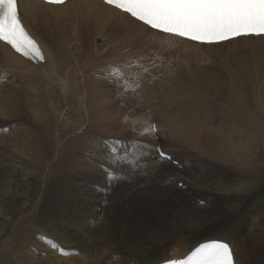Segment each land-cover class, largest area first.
I'll return each instance as SVG.
<instances>
[{
    "label": "rangeland",
    "instance_id": "374dc122",
    "mask_svg": "<svg viewBox=\"0 0 264 264\" xmlns=\"http://www.w3.org/2000/svg\"><path fill=\"white\" fill-rule=\"evenodd\" d=\"M103 42L104 41L101 38H97L95 40V43L97 45H102ZM120 46L121 45L114 43L111 45L109 44L106 47V50H109L108 55L111 57L109 60H112V57H113L115 60L114 62H117L118 65L124 61V59L126 58L124 56H128V57L132 56L133 57L134 53L139 52L141 50H144L145 47L149 48V46L141 45V50L137 49L138 47L133 49L134 44H130V45L125 44V45H122L121 47ZM119 47L122 49H120ZM136 60L137 59H135V61ZM112 63H113V61H108V60L100 62L98 69H100L101 71L108 70L109 66H112ZM159 64H160V62L158 61L156 63H151L150 65H151V68H156L154 66H159ZM84 65H85V63H82V65H81L82 69H86V65L85 66ZM96 66H98V65L96 64L95 67L93 68V70L91 69L90 71H82V72L78 73V76H81V77L84 76L82 78V80L84 79L82 83L91 84L90 82L93 81ZM162 68L166 70V68L164 66H160L161 71H162ZM261 69L264 70V68H261ZM155 74H158V73H153L152 75L156 76ZM173 75H174L173 72H171L170 75H168V73L164 74L162 80L165 79L166 81H168L169 79L174 77ZM256 75L257 76L255 77V79L256 80L259 79L258 80L259 82H258V84L254 83L252 85H261L262 89L259 87L251 89L249 87L250 91L248 88L247 90L245 89L244 91L242 90L241 92H239V91L237 92L235 90L233 92V90L229 89V91L228 90L224 91L225 93L221 92L222 95H221V93L215 92V91H208V92L203 91L205 93H201V94H200V92H202V91H200V92H197V94L196 93L191 94L190 92H184V93L182 92L181 93L177 90L167 91L166 89L160 88V89H162L160 91V93L162 94L161 99L164 98V100H165V99H167V96H169V95L172 97V99L178 98V100H180V104H181L180 106L183 109L187 108V109H185L187 111V115H189V113H191V111L195 110V108H194L195 106L194 107L192 106V105H195V102H192V100L198 101V103H196V107H198L201 111H202V109H203V111L208 110V112H203V111H202L203 113L198 112L199 113L198 116H200V117H198L197 115H193V116H195L194 119H196V117H198V119H200V120L196 121L197 120L196 119L195 121H193L194 119L192 117V119H190V120L193 122H190V120L187 119V116H185L186 111L183 110L184 111L183 113H182V111L180 112V110L182 108L179 106L180 109L178 108V112H176L178 117H179V115L180 116L182 115V117H184V118L186 117V118L185 119H181L182 117L178 118V123H179L178 128H180V130L182 131L181 133H183V134H180L179 130H178L179 132L178 131L173 132V134L176 133L175 135L178 138V142L175 143V145H174V142H176V141H174V140H177V139L175 138V136L168 133L170 125L164 121L163 117L160 118V121L167 128L162 127L163 125H161L159 120H158V122L156 120L158 114L155 111L158 109V107L161 104H159V102H156V100L153 101L156 98L149 97V96L143 97L142 92L144 90L140 89V87L137 89V91L139 93L137 91L127 92V93H125V92L119 93L118 92L116 94V96H117L119 104H122V106H120V107H117V105H118L117 103H116V105H112L111 102H108L106 104V108H104L105 106H103V108H102V106L97 103L95 98H93L94 96L90 97L91 101L88 98L89 101L86 100L87 101L86 105L89 106L90 109L88 108L89 115L85 116L86 118L82 116L84 113V106H85L84 102H83L84 106L81 107L80 110L75 109V107L73 106L74 103L70 107L63 108L61 110L62 118L65 117L66 119H69L68 121L78 120L82 116L81 120L83 121V125H82L81 129L78 131H75V133L72 134L70 132L68 133V131L66 133V131H64V129L59 125V123L53 125V122H54L53 120L56 119L55 117H56L57 113H55V116L52 115V114H54V112H53V110L51 108L52 106L50 104H54V105L57 104V106H61L60 103H53L54 100H52V102L49 103L46 100L42 103L43 105H40L39 102H37L35 107H37L39 111L30 112V116H29L28 115L29 112H27V108H29L30 104H33V102L30 103L31 101L28 100L26 93L24 91H22L21 88H18L16 84H13L10 82V81H14L15 80L14 78H12V80H9L7 78L5 80H2L0 86H2V88H5L7 90L6 93L4 91L3 96L0 95V100L1 101L3 100L4 103L3 102L2 103L4 104V106L6 107V105H10L12 110H13L14 106H17L16 104L13 106L12 104H10L8 102H7L8 104H6V102L4 101V98H3L4 95L7 94L8 91H12L16 94V98L21 100V101H19L21 104V105H19V107H21L19 110L24 109V111H26V112H23L22 115H20L22 117L18 118L17 116L13 115V118L12 117L8 118V117H6V115H10L8 110L6 112L5 107L2 108L3 110H0L1 111L0 112V120H6L7 124H8L5 126L4 129H0V157H1L0 162L2 161L0 163V170L1 169L6 170L7 168L8 169L12 168V170H14L13 172H12V170H9V174L6 175L7 178L4 176L0 179V198L4 200V203H2V205H1L2 207L0 208V264H16L12 260L11 256L13 253V246L16 244L15 242L18 239L17 235L20 236L22 233L23 234L28 233L29 235H31V231L35 234V237L33 238V240H36V242H35L36 244L33 245L32 249L35 250L37 247L42 246V247H40V249L37 248V250H35V251H38V252H36L37 256L35 255L36 258L34 257L32 259H35L36 261L39 260V258H41L42 254L44 252L43 251L44 249H46L47 251H50L49 259H51V258L57 259L58 257L59 258L60 257L65 258V256L63 257V256L59 255L58 252L56 253L55 250L50 248L47 245V243H45L43 240L40 239V237H46L48 240H51V241L54 240L59 245L60 248L68 250L67 248L64 247L65 244L64 243L59 244V242H57V240L48 237V235L42 229H38L35 226L36 221H40L42 223L46 222L43 219L44 213H42V211H46L49 213V211L52 208V200H51V198H47V196L49 195V193L51 191L48 187L52 186L53 184L57 185L58 182L60 184L59 185L60 187L62 185H64L63 187H61V188H64L63 189L64 191H62V194H67L68 192L69 193L67 195H65V200L66 199L67 200L64 202V204H59V207L57 205V209L52 208V210L55 211L54 212L55 217L54 218L50 217L51 221L47 225V231H49L50 229H53V227H54V230L56 231V233H58V235L66 233L65 235H67L68 237L74 238L76 240L77 239L82 240L84 238H85V240H89V239H91V236L93 234L99 233L100 235H103V236L105 235L104 238H106V239H104L103 236H101V238L104 241H107L109 244H110V242L108 241L109 240L108 236L109 237L110 236L115 237V235H116L115 238L116 239L120 238L119 240L122 242V245H123L122 249L124 248L123 249L124 253H125V251L129 252L128 254H132V255H135V254H133L134 252L141 253L138 256H135L134 261L137 260L138 257L139 258L147 257V258H149V260H151L153 258H155V259L161 258L166 253L165 251H167V250H165V245L167 242L165 240H167V239H171V244H172V246H174V244H176L177 240H180L181 238L184 239L186 242H188V241L190 242L193 239L198 238L199 234H200L199 237H201L202 235H204L203 233H205L206 231H208L210 229L225 226L228 222H230V220L232 219V217L236 213V211L240 207H242V205L244 204V202L237 203V201L241 197V196L237 195V191L240 190L241 188H243L245 183H243L241 185V183L244 180L240 177L238 172L236 173V171L234 170L235 168H229L230 164L227 165L226 163L224 164L225 167H223L224 165L220 164V162L222 161L221 157H219L217 159L216 157H212V155H216L218 157L219 154H222L224 156L223 157L224 159H227L229 157V159H233L232 160L234 162V164H232L233 166L238 165L239 167H246L248 170L252 171L253 174L255 172L264 173V143L262 142L263 138L261 140H258L257 136L256 137H250V138L248 136V138L246 140H248L249 144L252 146H250V148L246 149L245 148L246 140H245L244 136H241L243 133H241L239 135V137H237L238 134L235 135L236 132L232 128L231 123L228 121L227 118L223 119L222 114H221L222 112L227 111L229 113V111H230V113H232L238 117L247 119L246 118L247 114H255L256 115V113H260L261 112V110H260L261 106L263 107V112H264V104L262 103V101H264V97H262V96H264V94H263L264 93V91H263V89H264V71H259V73ZM86 77H87V79H86ZM129 79H132V77H130ZM135 80H136V82L139 83V79H135ZM153 83H156V82H153ZM252 90L253 91L255 90V91L253 92ZM175 91H177L178 93H175ZM227 91L230 94V101H228V104H227L226 99L229 98V96H227L229 94ZM166 92H167V94H166ZM193 92H196V91L193 90ZM230 92H232V93H230ZM189 93H190V96H189L190 99H188L186 97V96H188ZM198 93H199V95H198ZM113 94L114 93L112 92V98H113ZM124 94H125V96H124ZM184 94H186V95H184ZM224 94L226 97L224 96ZM183 95L185 96V98H184L185 100L187 98L186 102L181 97ZM192 95L195 97L191 100ZM126 96H127V98H126ZM178 96L181 98H179ZM221 96L223 97V99ZM128 97L130 98L132 103H130V100H128V102H127ZM196 97H198V100ZM260 97H261V99H260ZM92 98L94 99L93 101H92ZM142 98H149V101H146L148 99H142ZM151 98H153V99L150 102ZM139 99H142L143 101L139 100ZM138 101H140V102L142 101L141 103L143 105L142 104L139 105L140 102L138 103ZM144 101H145L146 105L144 104ZM88 102L91 105H89ZM182 102H185L184 105L186 107L182 104ZM229 102L231 104V110L229 107ZM24 103H26L25 106H24ZM133 103H135V104H133ZM154 103L156 105L158 103L157 108L155 107ZM256 103L258 104L257 106H256ZM93 104L95 106H93ZM125 104L127 105V107ZM130 104H133V105H130ZM148 104L150 106H148ZM197 104L199 106H197ZM136 105H138L140 108H138ZM151 105H152V109H151ZM188 105H190L191 108ZM133 106H134V108H133ZM149 107L151 110L149 109ZM7 108H8V106H7ZM159 108H161V107H159ZM192 108H193V110H192ZM188 109L190 111H188ZM212 109H214V111H212ZM2 112H5V113H2ZM13 112H14V110H13ZM150 112H151V115H150ZM211 112H212V114H211ZM147 113L149 115L145 116V114L147 115ZM180 113H182V114H180ZM50 114H51L52 118H51ZM200 114L201 115L203 114L202 115L203 117ZM205 114L207 116L209 115L210 117L209 116H208L209 118L206 117ZM141 115L142 116L144 115L146 118L144 116L141 117ZM48 116H50V117H48ZM150 116L151 117L153 116V118L151 119ZM5 117H6V119H5ZM147 117H148V119H147ZM142 118H144V119H142ZM18 119H20V122H18L19 121ZM205 119L206 120L208 119V120L206 121ZM209 120H211V121L209 122ZM35 122H37V123H35ZM152 122H153V124L155 122H157V123H155V125L160 123L161 127L159 125H157L158 131L156 132L155 137L154 138L148 137L146 139L147 140L146 141L145 140L146 137L144 138L143 136H141V132H142L143 127L146 125V123H152ZM197 122H200L199 123L200 125L197 124ZM263 122H264V120H263ZM133 123H139V127L137 125H135L134 127H128L127 126V125H130ZM180 123L182 126H180ZM187 123L188 124L190 123V125L192 126V129L195 128L194 126H196V125L197 126L199 125L198 128L196 127L197 129H199V127H202V129L201 128L199 129L200 132L199 131L196 132V129H195V130H192L190 133H191L192 140L196 139L195 140L196 144H198V142H199L198 145L203 143L204 145L207 146V147H204V146H202L203 144L200 146L197 145L198 151H199V147H202L201 151L205 148L206 150L205 149L204 150L206 151V153L204 150H203V152H201V151L198 152L196 148L195 149L190 148L191 146H189V143L187 140V135H188L187 134V132H188L187 131V129H188ZM191 123H193V124L195 123L196 125L195 124L193 125ZM184 124H185V126H184ZM161 128H163V129H161ZM185 128H186V130H185ZM213 128H215V129H213ZM66 130H67V128H66ZM160 130H161V133L162 132L164 133V131H166L164 133V137H163V133L161 135V133L159 132ZM184 130H185V132H184ZM214 130H216V131H214ZM230 130H232V131H230ZM35 131H37V133ZM194 131L196 132V135L199 134V137H196L195 134H193ZM25 132H26V134H25ZM51 132H52V135H51ZM206 132L207 133L210 132V135L208 133L209 137H208ZM218 132H219V136H218L219 138L217 137ZM226 132L228 133V135ZM231 132L234 134H232ZM40 133H41V137L39 136ZM86 133H87V136L89 135L88 137L86 136V138H88V139L85 138L86 140H84V139L82 140L79 136L82 135L84 137L86 135ZM246 133L247 132H245V134ZM165 134H166V136H165ZM12 135H14V136H12ZM29 135L32 137L30 138ZM177 135H179V136H177ZM214 135H216V139H215V137H213ZM4 136H6V138H4ZM18 136H19V138H18ZM160 136H162V137H160ZM167 136H169V137H167ZM193 136H195V138ZM200 136H201L202 140H201ZM8 137H10V138L13 137V138L18 139L17 150H20L22 153L18 154V151L13 150L12 148H9L10 152L4 150L3 142H5L7 147H8V143H9V140L7 139ZM206 137L209 139L211 138V139L209 140ZM220 137H223V138H220ZM168 138H169V140H168ZM1 139L3 141H1ZM214 139L217 140V144H215L216 141ZM220 139H222V140H220ZM231 139H233L236 142L235 147H231L229 145V143L227 145L228 140H231ZM41 141H43L45 143H43ZM83 141L84 142L88 141V142L84 143ZM114 141L123 142V146H125V148L129 151V153L132 157H135L138 155V152L128 148V145L133 141H141L142 143H146L148 145L151 144L150 147L148 149H146V151H149L152 154L147 155L148 157L147 156L141 157L139 159L138 166H136V167H130V166L126 165L124 168L125 170H121L120 168H116L115 171L118 174L119 179L113 181L109 185V183L106 182L105 172L102 170V168L100 166L105 165L107 167H113V165L109 163L108 151L105 147V142H110L112 145ZM169 141L171 143H169ZM213 141H215V142H213ZM210 142L211 143L213 142V144H210ZM58 144H60L59 149H57ZM155 144L156 145L159 144L160 146H162L161 148L162 149L164 148L163 149L164 152H167L168 154H170L172 156V160L179 161L180 162L179 164L182 166V168L184 170L182 168H180L181 170H179L177 167H172L171 163H166L165 161H158V164L156 161L153 162V160H155V158H152L150 156H154L156 153V151H154L155 147H156ZM178 144H180V145H178ZM222 144L225 145V147ZM163 145H165V146H163ZM173 145L174 146L178 145V146L174 147ZM41 147H43V148H41ZM210 147H212V148L214 147L213 149L211 148L214 151H211V149H209ZM69 148H70V150H69ZM76 148H77V150H76ZM93 148H95V149H93ZM167 148H168V150H166ZM169 149L172 150V152L176 156H173L171 154V151H169ZM177 149H179V150H177ZM208 149H209L210 154H207ZM226 149L227 150L229 149V151H227ZM56 150H58V154L55 156L54 152H56ZM73 150L74 151L76 150L75 152L78 155L75 152H73ZM121 150H124V149H120L119 152ZM184 150H185V152H184ZM152 151H154V152H152ZM224 151L225 152L227 151L226 152L227 154L229 152L231 154H228L229 155L228 156ZM195 153H197V154H195ZM206 154L208 155V157H205V156H207ZM76 155H77V157H76ZM69 156L71 158H69ZM209 156H210V158H209ZM231 156L233 158H231ZM7 158H8V160H7ZM74 158H76V159H74ZM93 158H94V160H93ZM192 158H193V160H192ZM16 159H18V160H16ZM194 159H195V161H194ZM197 159L198 160L200 159V160L198 161ZM208 159H210L211 161ZM205 160H206V162H205ZM212 160H213V163H212ZM8 161H10V162H8ZM72 161H74L75 163ZM89 162H90V164H89ZM215 162H219V165H218V163H215ZM87 163L90 165V166L88 165L89 167L87 166ZM4 164H6V165H4ZM76 164H78V167ZM81 164L83 166H81ZM91 164L92 165L94 164V165L91 166ZM1 165H2V168H1ZM165 165H166V167H165ZM4 167H6V169ZM85 167H87L86 171L84 170ZM75 168H77L78 170L76 169V171H75ZM79 168H81V169H79ZM8 169H7V171H8ZM72 169L74 170L73 172H72ZM87 170H88V173H87ZM68 171H70V173H68ZM177 171H178V173H177ZM193 171H194V174L192 173ZM76 172L78 174H76ZM171 172L172 173L174 172V174H172ZM181 173H182V175H181ZM190 173H192V174H190ZM217 173H218V175H217ZM71 174H72V177H71ZM85 174L87 176H85ZM99 174H101L102 176ZM253 174H250L251 178L253 177ZM76 175H77V177H76ZM8 176H10V177H8ZM30 176L33 177V179L36 181L35 185H33L34 184L33 182H30ZM93 176H94V179H93ZM177 176L182 177L181 182H180V180L179 181L176 180ZM206 176H208V177L206 178ZM215 176H217V177H215ZM86 177H87V179H86ZM57 178L59 179V181H57L58 180ZM184 178L185 179L187 178V179L185 180ZM245 178L247 179L246 182H249V180L251 179L250 178L248 180V178H249L248 175L245 176ZM82 179H84V180H82ZM196 179L198 181H195ZM80 180H82V182ZM101 181H104V182H101ZM157 181H158V183H157ZM60 182H62V183H60ZM178 182H180L179 183L180 186L178 185V187L176 188V184ZM186 182H187V184H186ZM74 183H76L75 184L76 186L74 185ZM256 183L259 186L261 185L260 187L264 186V184L262 182H261V184H260V182H256ZM2 184H4V185H2ZM90 184L92 185V187ZM138 184H139V186H138ZM190 184L193 186H191ZM207 184H209V185H207ZM156 185H158V186H156ZM187 185H189V186H187ZM240 185H241V187H240ZM194 186H196V187H194ZM34 188H35V190H33ZM82 188H83V191H82ZM105 188H108L107 194H105V192L103 191V189H105ZM167 188H168V190H167ZM194 188H195V190H194ZM207 190L208 191L211 190V191L206 192ZM134 191H136V192H134ZM123 192H124V194H123ZM180 193H182V194H180ZM69 195H71V196H69ZM182 195H183V197H182ZM199 195H202L203 197L199 196ZM119 196H121V197H119ZM210 196H211V199H210ZM158 197H160V198H158ZM204 197H206V198L204 199ZM179 198H180V200H179ZM87 199H89V200H87ZM160 199H162V200H160ZM164 199H165V201H164ZM191 199H192L193 203L191 202ZM142 200H144V201H142ZM67 201H69V202H67ZM167 202H168V204H167ZM160 205H162V206H160ZM151 206L152 207L154 206V207L152 208ZM179 207H181V209ZM195 207H197V208H195ZM73 208L74 209L76 208L75 210L78 209L77 212L74 211ZM79 208H81V209H79ZM163 208H164V212L166 214L163 212ZM64 209H66V210H64ZM116 209H118V210H116ZM80 210L84 211V212L81 213ZM189 210L192 212H190ZM194 210H196V211H194ZM148 213H149V215H148ZM187 214H188V216L190 215L191 218L186 216ZM75 215H76V217H75ZM92 217H94V219ZM139 217H141V218H139ZM178 217H181V218H178ZM127 218H129V219H127ZM247 218H248V216L245 219H247ZM60 220H62V221L65 220V221H63L64 222L63 223ZM128 221H130V223ZM141 221H142V223H141ZM195 221H196V223H194ZM249 223H251V220H249ZM113 224L116 226H114ZM157 224H159V225H157ZM55 226H57V227H55ZM112 226L115 228H113ZM120 226L122 227V230H121ZM241 226H243V225H241ZM150 227H151V229H150ZM61 228H63V229H61ZM71 228H72V230H71ZM200 228L202 230H200ZM153 229H154V231H153ZM190 230L192 232H190ZM59 232H60V234H59ZM121 232H122V234L120 236ZM150 232H152V233H150ZM198 232H199V234H198ZM231 232H232V234H234L233 230H231ZM244 232L247 233L248 229H247V231L245 230ZM153 233H155V234H153ZM169 233H170V235H169ZM172 234H173V236H172ZM175 234H177V236ZM133 235L135 236L134 238H136V239L133 238ZM161 235H164V236H161ZM174 236H176V237L174 238ZM186 236H187V238L185 239ZM189 236H191V237H189ZM178 237L180 239H178ZM131 239L132 240L134 239L136 242H134V240L132 242ZM161 242H163V243H161ZM129 243H132V244H129ZM152 243H154V244H152ZM157 243L159 245H157ZM132 245L134 247H137V246L138 247L135 249ZM95 246L96 245L91 246V249H87V252L89 255H91V251H93V252H96L101 257H103V256L107 257L108 256V252H107L108 246H103V247L97 246V248H94ZM128 246H129V248H128ZM154 246L156 249L154 248ZM158 246H161V247L157 248ZM67 247H68V244H67ZM77 248L78 247H75V249H77ZM145 249H147V250H145ZM88 250H90V251H88ZM142 250H143V252H142ZM76 252L78 253V255H70L69 256V257H77V258L79 256L78 260L74 261V264H86L84 261L87 259L86 258L87 253H85L84 251H82L80 253H79V251H76ZM30 253L33 255V252L29 251L28 252L29 256H30ZM56 256H57V258H56ZM66 257H68V256H66ZM51 262H53V260H51ZM107 263H108V261H107Z\"/></svg>",
    "mask_w": 264,
    "mask_h": 264
},
{
    "label": "bare ground",
    "instance_id": "6f19581e",
    "mask_svg": "<svg viewBox=\"0 0 264 264\" xmlns=\"http://www.w3.org/2000/svg\"><path fill=\"white\" fill-rule=\"evenodd\" d=\"M19 11L23 20V23L25 24L26 29L29 31V33L36 39V41L38 42L44 56L46 59V63L43 64H35L33 62H30L26 59H23L22 57H20L18 54H16L15 52H13L8 46L0 43V84L2 82V80H5L6 78L9 80H12V78H14V81H10L13 84H16L18 88H21L22 91H24L27 95V98L29 101H31L30 103L33 102V104H30L29 108H27V112H29V116H30V112H36L39 111L36 106L37 102H39L40 105H43L42 103L44 101H48L49 103L53 101V103H60L61 106H57V104H50L52 107V110L54 112V114H52L53 116H55L56 114V119H54L53 121V125L54 124H58L64 129V131H68V133H72L74 134L75 131H78L81 129L82 125H83V121L81 120V117H85L89 115V110L90 109L89 106L86 105L88 98L90 99V97L95 98V100L97 101L98 104H100L103 108V106H105L104 108H106V104L108 102H111L112 105H116V103L118 104L117 107L122 106V104H119L118 99L116 94L119 93H123L124 91L117 87L116 84L111 83L109 81V79L107 78V70H103L101 71L99 68V63L103 62V61H113L112 65H116V66H125L128 63H132V67L131 68H125V73L126 75L130 78V77H134L135 79H139V85H140V89L144 90L142 92V96L146 97H153L156 98L153 101L156 100V102H159V104H161L159 108L157 105L155 104V107L158 109L155 111L157 112L158 116H157V122L160 118L163 117L164 121L167 122L170 125L169 131L168 133H170L171 135L175 136V138L177 140H174L176 142H178V138L176 137V133L173 134V132L175 131H180V134L182 131L180 130V128H178V118L182 117V115L178 117L177 113L178 112V108L180 109V100L177 99H172V97L169 95L167 96V99L164 100V98L161 99V93L160 91L163 89H166L167 91H174L177 90L179 92H190L191 94L200 92L201 93H205L208 91H215V92H224L226 90L229 91V89L234 90L235 91H239L241 92L242 90L244 91L245 89L247 90L249 87L252 88H261V85H252L254 83L258 84V80L255 79V77L257 76L256 74L259 73V71H264L261 68H264V38H253V37H241L235 40H231L229 42L226 43H221V44H217V45H198L195 43H191V42H187L184 40H181L179 38L176 37H171V36H165L163 34L160 33H154L151 30H145L144 27L142 25H139L137 22H133L131 19L129 18H125L123 16V14L119 13L117 10L112 9L110 7H106L104 6L100 0H68V3L66 6H49V5H45L39 1L36 0H20L19 1ZM97 38H101L104 42L102 45H97L95 43V40ZM99 42V41H98ZM117 43L118 45H130V44H134L133 49L137 48L141 50V45L143 46H149V48L145 47L144 50H141L139 52H136L133 54V57L130 56H124L126 57L124 59L123 62H121L119 65L117 62H114V58L112 57V60H109L111 57L108 55V51L106 50V47L110 44H114ZM120 46V47H121ZM119 47V48H120ZM122 49V48H120ZM123 58V57H122ZM137 59L135 61V59ZM141 60H140V59ZM130 61V62H129ZM160 62L159 66H154L156 68H151V63H156V62ZM82 63H85L86 65V69H82L81 65ZM95 75L93 78V81H91V84H84L82 83L83 80L81 76H78L79 72L82 71H90L91 69L93 70V68L95 67ZM84 65V66H85ZM160 66H164L166 68V70H170L173 72V78L169 79L168 81H166L165 79L162 80L163 76L162 75V71L160 70ZM258 72V73H257ZM153 73H158L155 74L156 76H153ZM166 74V73H165ZM171 74V73H170ZM172 77V76H171ZM87 79V77H86ZM142 82V83H141ZM156 82V83H153ZM249 88V91H250ZM196 91V92H193ZM260 90V89H259ZM7 92V90L5 88H2V86H0V95L3 96V93ZM137 91V90H136ZM177 91H175V93H178ZM205 91V92H203ZM227 91V92H228ZM253 91V90H252ZM255 91V90H254ZM253 91V92H254ZM264 91V89H263ZM112 92L113 94V98H112ZM138 92V91H137ZM24 93V94H25ZM139 93V92H138ZM137 93V94H138ZM164 93V92H163ZM190 93L188 94V96H186L188 99H190ZM225 93V92H224ZM232 93V92H230ZM260 93V92H259ZM263 93V92H262ZM135 94V93H134ZM141 94V93H140ZM167 94V92H166ZM195 94V95H196ZM229 94V92H228ZM261 94V93H260ZM264 94V93H263ZM128 95V94H127ZM164 95V94H163ZM186 95V94H184ZM183 95V96H184ZM199 95V93H198ZM222 95V93H221ZM227 95V94H226ZM125 96V94H124ZM141 96V95H140ZM141 96V97H142ZM173 96V95H172ZM181 96L183 99L185 98V96L183 97ZM225 96V94H224ZM229 96V98H225L227 100V104L228 101H230V94L227 95ZM26 97V96H25ZM121 97V96H120ZM139 97V96H138ZM179 97V96H178ZM179 97V98H181ZM195 96L192 95L191 100L194 98ZM222 97V96H221ZM264 97V96H262ZM4 101L6 102V104L10 103L13 106L16 104L17 106H14L13 110L11 109L10 105H6V107L4 106V102L3 100H0V110H3L2 108L5 107V111L10 113V115H6V117L8 118H13V115L19 117H22L20 115H22L24 111V109L19 110L21 107H19L21 100H19L18 98H16V94L12 91H8L7 94L4 95ZM2 98V99H3ZM57 98V99H56ZM92 98V101L94 100ZM124 98V97H123ZM127 98V96H126ZM150 99V102L152 101V99ZM186 98V100H187ZM198 100V97H196ZM21 99V98H20ZM23 99V98H22ZM132 99V98H131ZM142 99H148L146 101H149V98H142ZM139 99V100H142ZM223 99V97H222ZM224 99V100H225ZM261 99V97H260ZM85 100V101H84ZM126 100V99H125ZM124 100V101H125ZM128 100H130V98L128 97ZM185 100V99H184ZM185 100V102H186ZM190 100V101H191ZM195 100V99H194ZM225 100V101H226ZM263 100V99H262ZM60 101V102H59ZM89 101V100H88ZM91 101V99H90ZM143 101V100H142ZM3 102V103H2ZM8 102V103H7ZM83 102L85 104V106L83 105ZM134 102V101H133ZM140 101H138L139 103ZM185 102H182V104L184 105ZM195 102V105H192L195 110H192L191 113H189V115H187V111L185 109L187 108H182L180 110V112L182 111V113L184 112L183 110L186 111V115L187 119H193L195 118V116L193 115H199L198 112L203 113V112H208V110H204L202 109V111L196 107V103H198V101H193ZM74 103V107L76 110H80L81 107L84 106V113L83 115L78 119V120H71L68 121L69 119H66L65 117L62 118V114H61V110L63 108H67L70 107L72 104ZM125 103V102H124ZM130 103H132V101L130 100ZM137 103V104H138ZM153 103V102H152ZM262 103L264 104V101H262ZM26 103H24L25 106ZM89 104V102H88ZM95 104V103H94ZM93 104V106H95ZM135 104V103H133ZM130 104V105H133ZM142 104L141 102L139 103V105ZM145 104V101H144ZM187 104V103H186ZM262 104V105H263ZM28 105V104H27ZM54 105V106H53ZM91 105V104H89ZM126 105V104H125ZM143 105V104H142ZM146 105V104H145ZM153 105V104H152ZM152 105H151V109H152ZM258 104L256 103V106ZM260 105V104H259ZM8 106V108H7ZM57 106V107H56ZM100 106V107H101ZM129 106V105H128ZM138 108H140L138 105H136ZM148 106H150L148 104ZM180 106V107H179ZM185 106V105H184ZM183 106V107H184ZM190 107V105H188ZM197 106H199L197 104ZM261 106V105H260ZM35 107V108H34ZM92 107V106H91ZM127 107V105H126ZM142 107V106H141ZM146 107V106H145ZM144 107V108H145ZM186 107V106H185ZM229 107L231 110V104L229 102ZM44 108V107H43ZM50 108V107H49ZM95 108V107H94ZM93 108V109H94ZM134 108V106H133ZM132 108V109H133ZM136 108V107H135ZM147 108V107H146ZM191 108V107H190ZM204 108V107H203ZM261 112L260 113H256L255 114H247L246 118H241L238 117L232 113H229L227 111L222 112V117L227 118L228 121L231 123L232 128L234 129V131L236 132L235 135L238 134L237 137H239V135L241 133H243L241 136H244L245 140L250 137H256L258 138V140H262V142L264 143V112H263V107H260ZM128 109V108H127ZM150 109V107H149ZM150 109V110H151ZM46 110V109H45ZM48 110V109H47ZM51 110V111H52ZM119 111V110H118ZM132 111V110H131ZM188 111H190L188 109ZM212 111H214V109H212ZM1 112V111H0ZM52 112V113H53ZM122 112V111H121ZM153 112V111H152ZM5 113V112H2ZM48 113V112H47ZM180 113V114H182ZM49 114V113H48ZM82 114V113H81ZM207 114V113H206ZM205 114V115H206ZM209 114V113H208ZM212 114V112H211ZM25 115V114H24ZM23 115V116H24ZM149 114L147 113V115L145 114V116H148ZM151 115V112H150ZM153 115V114H152ZM201 115V114H200ZM203 115V114H202ZM201 115V116H202ZM32 116V115H31ZM51 116V114H50ZM48 116V117H50ZM95 116V115H94ZM98 116V115H97ZM144 116V115H143ZM141 115V117H143ZM144 116V117H145ZM184 116V115H183ZM209 116V115H208ZM206 115V117H208ZM5 117V119H6ZM16 117V118H17ZM200 117V116H198ZM198 117H196V119H194L193 121H198L200 119H198ZM203 117V116H202ZM201 117V118H202ZM205 117V118H206ZM210 117V116H209ZM208 117V118H209ZM220 117V116H219ZM52 118V116H51ZM50 118V119H51ZM86 118V117H85ZM96 118V117H95ZM94 118V119H95ZM146 118V117H145ZM151 118V116H150ZM149 118V119H150ZM186 118V117H185ZM184 117H182L181 119H185ZM212 118V117H211ZM30 119V118H29ZM32 119V118H31ZM144 119V118H142ZM148 119V117H147ZM152 119V118H151ZM203 119V118H202ZM13 120V119H12ZM19 120V121H18ZM17 121L20 122V119H18ZM33 120V119H32ZM146 120V119H145ZM144 120V121H145ZM180 120V119H179ZM206 120V119H205ZM208 120V119H207ZM206 120V121H207ZM22 121V120H21ZM47 121V120H46ZM182 121V120H181ZM186 121V120H185ZM190 120V122H193ZM211 120H209L210 122ZM52 122V121H51ZM155 122V123H157ZM180 122V121H179ZM184 122V121H183ZM189 122V121H188ZM37 123V122H35ZM153 123V122H152ZM156 124L159 125L161 127V125H163L161 123ZM196 123V122H195ZM194 123V124H195ZM200 122H197V124H199ZM208 123V122H207ZM213 123V122H212ZM39 124V123H38ZM144 124V123H143ZM193 124V123H191ZM193 124V125H194ZM8 125L6 120H0V129H4L5 126ZM104 125V124H103ZM135 125H137L139 127V123H133L130 125H127L128 127H134ZM196 125V124H195ZM200 125V124H199ZM198 125V126H199ZM219 125V124H218ZM144 126V125H143ZM180 126L181 123H180ZM179 126V127H180ZM185 126V124H184ZM188 129H187V140L189 143V146H191L190 148H196L198 151V146L202 145H198L196 144L195 140H192L191 137V131L196 129V132L199 131V129L202 127H199L196 125L194 126L195 128L192 129V126L190 125V123L188 124ZM186 126V127H187ZM209 126V125H208ZM227 126V125H226ZM41 127V126H40ZM44 127V126H43ZM159 127V128H160ZM164 128V125L162 126ZM197 127V128H196ZM210 127V126H209ZM217 127V126H216ZM45 128V127H44ZM67 128V130H66ZM117 128V127H116ZM183 128V127H182ZM181 128V129H182ZM47 129V128H46ZM163 129V128H161ZM215 129V128H213ZM41 130V129H40ZM43 130V129H42ZM186 130V128H185ZM184 130V132H185ZM49 131V130H48ZM178 131V132H179ZM216 131V130H214ZM232 131V130H230ZM37 133V131H35ZM161 133V130L159 131ZM166 131H164L165 133ZM196 132L194 131L193 134H195L196 137H199V132L197 133L198 135H196ZM245 132H247L245 134ZM17 133V132H16ZM91 133V132H90ZM163 133V132H162ZM161 133V135H162ZM164 133H163V137H164ZM207 133V132H206ZM210 135V132H208ZM207 133V135H208ZM217 133V132H216ZM224 133V132H223ZM227 133V132H226ZM232 133V132H231ZM260 133V134H259ZM9 134V133H8ZM15 134V133H14ZM26 134V132H25ZM30 134V133H29ZM89 134V133H88ZM92 134V133H91ZM179 134V133H178ZM186 134V133H185ZM205 134V133H204ZM234 134V133H232ZM31 135V134H30ZM29 135V136H30ZM33 135V134H32ZM43 135V134H42ZM48 135V134H47ZM52 135V132H51ZM64 135V134H63ZM94 135V134H93ZM208 135V137H209ZM228 135V133H227ZM226 135V136H227ZM3 136V135H2ZM1 136V137H2ZM7 136V135H6ZM6 136H4V138H6ZM9 136V135H8ZM14 136V135H12ZM17 136V135H16ZM26 136V135H25ZM34 136V135H33ZM41 137V133L39 135ZM86 135L83 137L82 135H80L79 137L83 140H86L88 138H86ZM89 136V135H88ZM87 136V137H88ZM92 136V135H91ZM133 136V135H132ZM166 136V134H165ZM179 136V135H177ZM195 136H193L195 138ZM206 136V135H205ZM219 136V132L217 134V137ZM221 136V135H220ZM223 136V135H222ZM225 136V135H224ZM32 136H30L31 138ZM162 137V136H160ZM169 137V136H167ZM186 137V136H185ZM213 137H215L216 139V135H214ZM228 137V136H227ZM226 137V138H227ZM19 138V136H18ZM86 138V139H85ZM93 138V137H92ZM95 138V137H94ZM145 138V137H144ZM148 137L145 138V140ZM201 138V136H200ZM204 138V137H203ZM207 138V137H206ZM219 138V137H218ZM223 138V137H220ZM9 140L8 143V147L6 145L5 142H3V147L5 151H9V148H12L13 150L18 151L19 153H22L20 150H17L18 148V139L13 138V137H8L7 138ZM42 139V138H41ZM45 139V138H44ZM79 139V138H78ZM167 139V138H166ZM209 139V138H207ZM211 139V138H210ZM209 139V140H210ZM214 139V140H215ZM229 139V138H228ZM241 139V138H240ZM63 140V139H62ZM75 140V139H74ZM152 140V139H151ZM169 140V138H168ZM172 140V139H171ZM198 140V139H197ZM202 140V138H201ZM222 140V139H220ZM226 140V139H225ZM255 140V139H254ZM1 141H3L1 139ZM45 141V140H44ZM92 141V140H91ZM147 141V140H146ZM149 141V140H148ZM158 141V140H157ZM166 141V140H165ZM180 141V140H179ZM183 141V140H182ZM217 144V140H215ZM213 141V142H215ZM43 142V141H41ZM46 142V141H45ZM43 142V143H45ZM78 142V141H77ZM84 142V141H83ZM88 142V141H86ZM84 142V143H86ZM94 142V141H93ZM184 142V141H183ZM202 142V141H201ZM204 142V141H203ZM213 142L210 144H213ZM227 142V141H226ZM2 143V142H1ZM40 143V142H39ZM61 143V142H60ZM75 143V142H74ZM79 143V142H78ZM90 143V142H89ZM159 143V142H158ZM169 143H171L169 141ZM173 143V142H172ZM231 146V147H235L236 146V142L231 139L228 140L227 145ZM238 143V142H237ZM73 144V143H72ZM77 144V143H76ZM168 144V143H167ZM183 144V143H182ZM255 144V143H254ZM14 145V146H13ZM43 145V144H42ZM41 145V146H42ZM60 144H58L57 149H59ZM151 145V144H150ZM153 145V144H152ZM156 145V144H155ZM173 145V146H174ZM180 145V144H178ZM176 145V146H178ZM198 145V146H197ZM219 145V144H218ZM223 145V144H222ZM13 146V147H12ZM20 146V145H19ZM46 146V145H45ZM82 146V145H81ZM87 146V145H86ZM85 146V147H86ZM157 146V145H156ZM165 146V145H163ZM174 146V147H176ZM188 146V147H189ZM204 147H207L206 145H202ZM210 146V145H209ZM208 146V147H209ZM212 146V145H211ZM225 147V145H223ZM239 146V145H238ZM249 141L246 140L245 142V148L248 149L250 148ZM2 147V148H3ZM49 147V146H48ZM75 147V146H74ZM162 147V146H161ZM170 147V146H169ZM203 147V148H204ZM1 148V149H2ZM43 148V147H41ZM182 148V147H181ZM185 148V147H184ZM202 147H199V151H201ZM212 147H210L209 149H211ZM214 148V147H213ZM212 148V149H213ZM45 149V148H44ZM89 149V148H88ZM95 149V148H93ZM92 149V150H93ZM164 149V148H163ZM205 149V148H204ZM203 149V150H204ZM209 149L207 150L209 152ZM211 151H214L212 150ZM217 149V148H216ZM215 149V150H216ZM3 150V149H2ZM3 150V151H4ZM47 150V149H46ZM45 150V151H46ZM70 150V148H69ZM77 150V148H76ZM75 150V151H76ZM105 150V149H104ZM168 150V149H166ZM179 150V149H177ZM203 150L201 152H203ZM206 150V149H205ZM204 150V151H205ZM218 150V149H217ZM222 150V149H221ZM227 150V149H226ZM233 150V149H232ZM235 150V149H234ZM240 150V149H239ZM255 150V149H254ZM73 150V152H75ZM95 151V150H94ZM155 151V150H154ZM152 151V152H154ZM170 151V149H169ZM195 151V150H194ZM198 151V152H199ZM229 151V149L227 150ZM226 151V152H227ZM10 152V151H9ZM72 152V151H71ZM78 152V151H77ZM106 152V151H105ZM179 152V151H178ZM185 152V150H184ZM207 154H210V152ZM225 152V151H224ZM225 152V153H226ZM61 153V152H60ZM76 153V152H75ZM100 153V152H99ZM166 153V152H165ZM206 153V151H205ZM212 153V152H211ZM214 153V152H213ZM216 153V152H215ZM47 154V153H46ZM55 156L58 154V150H56V152H54ZM69 154V153H68ZM73 154V153H72ZM77 154V153H76ZM96 154V153H95ZM181 154V153H180ZM186 154V153H185ZM192 154V153H191ZM197 154V153H195ZM206 154V155H207ZM218 154V153H217ZM227 154V153H226ZM228 154H231L230 152ZM227 154V155H228ZM233 154V153H232ZM241 154V153H240ZM51 155V154H50ZM78 155V154H77ZM76 155V157H77ZM85 155V154H84ZM187 155V154H186ZM212 155V154H211ZM210 155V156H211ZM220 155V156H219ZM218 157L216 155H212V157H216L217 159L219 157H221L222 161L220 162V164L224 165L225 163L228 165L230 164L229 168H235L234 170L236 171V173L238 172L240 177L244 180L241 185L243 183L244 187L241 188L240 190L237 191V195L241 196L239 198V200L237 201V203L240 202H244V204L242 205V207H240L236 213L233 215L232 219L230 220V222H226L227 224L223 227H219V228H214V229H210L208 231H206L205 233H203L204 235H202L201 237L199 232V236L198 238L193 239L192 241H188L186 242L184 239H182L180 236V238L178 237L176 244H174V246H172L171 244V239H167L165 241L166 245H165V251L166 253L159 259L165 258L168 255H180L183 256L187 251H189L193 246H195L197 243L199 242H205L208 241L210 239H220L223 241L228 242L229 244H231L232 248L234 249L235 252V260L237 261V264H264V186L260 187L256 182H261L264 184V173H259V172H255L253 174L252 171L248 170L246 167H239L238 165H232L234 164V162L232 161L233 159H229V157L227 159H224L222 154H219ZM226 155V156H227ZM6 156V155H5ZM53 156V155H52ZM73 156V155H72ZM191 156V155H190ZM189 156V157H190ZM195 156V155H194ZM203 156V155H202ZM209 156V158H210ZM229 156V155H228ZM17 157V156H16ZM74 157V156H73ZM82 157V156H81ZM95 157V156H94ZM145 157V156H144ZM152 157V156H150ZM193 157V156H192ZM197 157V156H196ZM200 157V156H199ZM205 157H208L205 156ZM1 158V157H0ZM15 158V157H14ZM18 158V157H17ZM68 158V157H67ZM69 158H71L69 156ZM79 158V157H78ZM100 158V157H99ZM194 158V157H193ZM192 158V160H193ZM198 158V157H197ZM203 158V157H202ZM215 158V159H216ZM231 158H233L231 156ZM61 159V158H60ZM66 159V158H65ZM76 159V158H74ZM150 159V158H149ZM212 159V158H211ZM220 159V160H221ZM8 160V158H7ZM18 160V159H16ZM24 160V159H23ZM71 160V159H70ZM94 160V158H93ZM97 160V159H96ZM95 160V161H96ZM144 160V159H143ZM181 160V159H180ZM198 160V159H197ZM200 160V159H199ZM198 160V161H199ZM210 160V159H208ZM4 161V160H3ZM12 161V160H11ZM79 161V160H78ZM156 160H153V162ZM195 161V159H194ZM197 161V162H198ZM204 161V160H203ZM211 161V160H210ZM2 162V161H1ZM0 162V163H1ZM10 162V161H8ZM74 162V161H72ZM83 162V161H82ZM144 162V161H143ZM206 162V160H205ZM208 162V161H207ZM75 163V162H74ZM77 163V162H76ZM84 163V162H83ZM82 163V164H83ZM167 163V162H166ZM213 163V160H212ZM218 163L219 162H215ZM240 163V162H239ZM3 164V163H2ZM7 164V163H6ZM4 164V165H6ZM9 164V163H8ZM79 164V163H78ZM78 164L77 167H78ZM81 164V166H83ZM90 164V162H89ZM87 163V166L89 165ZM149 164V163H148ZM156 164V163H155ZM161 164V163H160ZM201 164V163H200ZM241 164V163H240ZM258 164V163H257ZM75 165V164H74ZM73 165V166H74ZM94 165V164H93ZM91 164V166H93ZM162 165V164H161ZM164 165V164H163ZM90 166V165H89ZM88 166V167H89ZM99 166V165H98ZM148 166V165H147ZM200 166V165H199ZM24 167V166H23ZM72 167V166H71ZM75 167V166H74ZM157 167V166H156ZM163 167V166H162ZM166 167V165H165ZM171 167V166H170ZM173 167V166H172ZM189 167V166H188ZM201 167V166H200ZM213 167V166H212ZM225 167V165L223 166ZM238 167V168H237ZM2 168V165H1ZM6 169V167H4ZM73 168V167H72ZM85 167V171H86ZM93 168V167H92ZM99 168V167H98ZM125 166H122L120 169L121 170H125L124 169ZM147 168V167H146ZM8 169V168H7ZM6 170H0V179L2 177H6V175L9 174V170H12V168L8 169V171ZM70 169V168H69ZM77 168H75L76 171ZM81 169V168H79ZM95 169V168H94ZM130 169V168H129ZM175 169V168H174ZM227 169V168H226ZM18 170V169H17ZM78 170V169H77ZM98 170V169H97ZM217 170V169H216ZM14 170H12L13 172ZM74 170L72 169V172ZM83 171V170H82ZM132 171V170H131ZM173 171V170H172ZM179 171V170H178ZM177 171V173H178ZM213 171V170H212ZM219 171V170H218ZM25 172V171H24ZM95 172V171H94ZM143 172V171H142ZM147 172V171H146ZM150 172V171H149ZM180 172V171H179ZM187 172V171H186ZM201 172V171H200ZM223 172V171H222ZM221 172V173H222ZM68 173H70V171H68ZM88 173V170H87ZM104 173V172H103ZM121 173V172H120ZM172 173V172H171ZM176 173V172H175ZM184 173V172H183ZM194 174V171L192 172ZM190 173V174H192ZM197 173V172H196ZM206 173V172H205ZM27 174V173H26ZM76 174H78L76 172ZM80 174V173H79ZM93 174V173H92ZM98 174V173H97ZM142 174V173H141ZM174 174V172L172 173ZM186 174V173H185ZM189 174V175H190ZM199 174V173H198ZM224 174V173H223ZM248 175V180L251 178L250 174H253V177L249 180V182H246L247 179L245 178V176ZM25 175V174H24ZM28 175V174H27ZM82 175V174H81ZM90 175V174H89ZM96 175V174H95ZM94 175V176H95ZM101 175V174H99ZM143 175V174H142ZM149 175V174H148ZM179 175V174H178ZM182 175V173H181ZM180 175V176H181ZM184 175V174H183ZM216 175V174H215ZM218 175V173H217ZM221 175V174H220ZM11 176V175H10ZM8 176V177H10ZM14 176V175H13ZM85 176H87L85 174ZM93 176V179H94ZM98 176V175H97ZM96 176V177H97ZM102 176V175H101ZM197 176V175H196ZM214 176V175H213ZM64 177V176H63ZM72 177V174H71ZM77 177V175H76ZM89 177V176H88ZM95 177V178H96ZM146 177V176H145ZM186 177V176H185ZM195 177V176H194ZM193 177V178H194ZM208 176H206L207 178ZM211 177V176H210ZM217 177V176H215ZM220 177V176H219ZM224 177V176H223ZM7 178V177H6ZM15 178V177H14ZM59 178V177H58ZM57 178V179H58ZM98 178V177H97ZM96 178V179H97ZM101 178V177H100ZM132 178V177H131ZM182 179V177H180ZM189 178V177H188ZM192 178V179H193ZM203 178V177H202ZM68 179V178H67ZM72 179V178H71ZM74 179V178H73ZM87 179V177H86ZM185 179V178H184ZM187 179V178H186ZM185 179V180H186ZM211 179V178H210ZM3 180V179H2ZM17 180V179H16ZM63 180V179H62ZM79 180V179H78ZM77 180V181H78ZM84 180V179H82ZM82 180H80L82 182ZM99 180V179H98ZM101 180V179H100ZM143 180V179H142ZM184 180V181H185ZM54 181V180H53ZM59 181V179L57 180ZM61 181V180H60ZM88 181V180H87ZM95 181V180H94ZM179 181V180H178ZM191 181V180H190ZM193 181V180H192ZM195 181H198L197 179ZM209 181V180H208ZM30 182H33L35 185L36 181L33 179V177L30 176ZM104 182V181H101ZM107 182V180H106ZM204 182V181H203ZM19 183V182H18ZM62 183V182H60ZM91 183V182H90ZM99 183V182H98ZM123 183V182H122ZM136 183V182H135ZM158 183V181H157ZM190 183V182H189ZM76 183H74L75 185ZM85 184V183H84ZM94 184V183H93ZM144 184V183H143ZM161 184V183H160ZM187 184V182H186ZM217 184V183H216ZM4 185V184H2ZM31 185V184H30ZM59 182L58 184H53L52 186H49L48 188L51 190L49 195L47 196V198H51L52 200V208L57 209V205L59 207V204H64V202L67 200H65V195L67 194H62V191H64L63 187L64 185H62L61 187L59 186ZM80 185V184H79ZM86 185V184H85ZM91 185V184H90ZM120 185V184H119ZM159 185V184H158ZM156 185V186H158ZM191 185V184H190ZM196 185V184H195ZM209 185V184H207ZM225 185V184H224ZM240 185V187H241ZM76 186V185H75ZM104 186V185H103ZM133 186V185H132ZM139 186V184H138ZM141 186V185H140ZM189 186V185H187ZM193 186V185H191ZM2 187V186H1ZM13 187V186H12ZM74 187V186H73ZM92 187V185H91ZM109 187V186H108ZM144 187V186H143ZM149 187V186H148ZM196 187V186H194ZM200 187V186H199ZM17 188V187H16ZM78 188V187H77ZM81 188V187H80ZM101 188V187H100ZM140 188V187H139ZM191 188V187H190ZM202 188V187H201ZM75 189V188H74ZM92 189V188H91ZM121 189V188H120ZM135 189V188H134ZM138 189V188H137ZM143 189V188H142ZM146 189V188H145ZM192 189V188H191ZM200 189V188H199ZM35 190V188L33 189ZM139 190V189H138ZM153 190V189H152ZM168 190V188H167ZM174 190V189H173ZM195 190V188H194ZM203 190V189H202ZM234 190V189H233ZM15 191V190H14ZM18 191V190H17ZM83 191V188H82ZM91 191V190H90ZM96 191V190H95ZM137 191V190H136ZM134 191V192H136ZM162 191V190H161ZM165 191V190H164ZM198 191V190H197ZM211 190H207L206 192H210ZM19 192V191H18ZM24 192V191H23ZM75 192V191H74ZM163 192V191H162ZM203 192V191H202ZM76 193V192H75ZM83 193V192H82ZM99 193V192H98ZM101 193V192H100ZM116 193V192H115ZM118 193V192H117ZM167 193V192H166ZM165 193V194H166ZM27 194V193H26ZM79 194V193H78ZM90 194V193H89ZM94 194V193H93ZM102 194V193H101ZM124 194V192H123ZM182 194V193H180ZM205 194V193H204ZM208 194V193H207ZM213 194V193H212ZM21 195V194H20ZM115 195V194H114ZM120 195V194H119ZM158 195V194H157ZM211 195V194H210ZM71 196V195H69ZM116 196V195H115ZM162 196V195H161ZM202 196V195H199ZM67 197V196H66ZM117 197V196H116ZM121 197V196H119ZM145 197V196H144ZM175 197V196H174ZM177 197V196H176ZM179 197V196H178ZM181 197V196H180ZM183 197V195H182ZM203 197V196H202ZM230 197V196H229ZM234 197V196H233ZM70 198V197H69ZM68 198V199H69ZM94 198V197H93ZM92 198V199H93ZM134 198V197H133ZM160 198V197H158ZM163 198V197H162ZM185 198V197H184ZM183 198V199H184ZM206 197H204L205 199ZM76 199V198H75ZM106 199V198H105ZM156 199V198H155ZM211 199V196H210ZM89 200V199H87ZM104 200V199H103ZM180 200V198H179ZM200 200V199H199ZM230 200V199H229ZM234 200V199H233ZM237 200V199H236ZM77 201V200H76ZM75 201V202H76ZM93 201V200H92ZM98 201V200H97ZM115 201V200H114ZM144 201V200H142ZM165 201V200H164ZM184 201V200H183ZM69 202V201H67ZM80 202V201H79ZM159 202V201H158ZM192 202V199H191ZM2 203H4V200L0 198V208L2 207ZM73 203V202H72ZM78 203V202H77ZM110 203V202H109ZM108 203V204H109ZM162 203V202H161ZM166 203V202H165ZM193 203V202H192ZM84 204V203H83ZM99 204V203H98ZM130 204V203H129ZM168 204V202H167ZM181 204V203H180ZM184 204V203H183ZM80 205V204H79ZM153 205V204H152ZM185 205V204H184ZM70 206V205H69ZM162 206V205H160ZM169 206V205H168ZM172 206V205H171ZM191 206V205H190ZM196 206V205H195ZM64 207V206H63ZM67 207V206H66ZM65 207V208H66ZM76 207V206H75ZM102 207V206H101ZM115 207V206H114ZM113 207V208H114ZM152 207V206H151ZM154 207V206H153ZM152 207V208H153ZM158 207V206H157ZM184 207V206H183ZM211 207V206H210ZM213 207V206H212ZM51 208V210L48 212L46 211H42L43 214V219L46 221L45 223H42L40 221H36L35 222V226L38 229H42L47 235L48 237L57 240V242H59V244L64 243L65 244V248H67L69 251H79L82 252L84 251L85 253H87V259L84 261L86 264H151L157 260H159L158 258L155 259H151L149 260V258L147 257H141V258H137V260L134 261L135 256H138L141 253H137L134 252L132 254H128L129 252L125 251V253L123 252L122 249V242L119 240L120 238L116 239V235L114 236H108L109 238V242L104 241L101 236L103 235H99L98 234H93L91 236V239L89 240H76L74 238L68 237L65 234H59L56 233V231L53 229H50L49 231H47V225L50 223L51 218L55 217V211H53ZM77 208V207H76ZM75 208V209H76ZM92 208V207H91ZM134 208V207H133ZM144 208V207H143ZM149 208V207H148ZM181 209V207H179ZM197 208V207H195ZM209 208V207H208ZM207 208V209H208ZM216 208V207H215ZM214 208V209H215ZM74 209V208H73ZM72 209V210H73ZM77 212V210H75ZM81 209V208H79ZM119 209V208H118ZM116 209V210H118ZM130 209V208H129ZM132 209V208H131ZM135 209V208H134ZM139 209V208H138ZM155 209V208H154ZM158 209V208H157ZM168 209V208H167ZM171 209V208H170ZM185 209V208H184ZM192 209V208H191ZM213 209V210H214ZM66 210V209H64ZM69 210V209H68ZM113 210V209H112ZM123 210V209H122ZM121 210V211H122ZM147 210V209H146ZM183 210V209H182ZM187 210V209H186ZM197 210V209H196ZM194 210V211H196ZM206 210V209H205ZM210 210V209H209ZM61 211V210H60ZM81 211V210H80ZM89 211V210H88ZM87 211V212H88ZM97 211V210H96ZM95 211V212H96ZM111 211V210H110ZM120 211V210H119ZM131 211V210H130ZM152 211V210H151ZM173 211V210H172ZM190 211V210H189ZM198 211V210H197ZM208 211V210H207ZM217 211V210H216ZM84 211H81V213ZM127 212V211H126ZM163 212H164V208H163ZM176 212V211H175ZM185 212V211H184ZM192 212V211H190ZM79 213V212H78ZM77 213V214H78ZM89 213V212H88ZM93 213V212H92ZM115 213V212H114ZM120 213V212H119ZM123 213V212H122ZM121 213V214H122ZM135 213V212H134ZM133 213V214H134ZM139 213V212H138ZM152 213V212H151ZM150 213V214H151ZM154 213V212H153ZM165 213V212H164ZM163 213V214H164ZM173 213V212H172ZM189 213V212H188ZM204 213V212H203ZM64 214V213H63ZM80 214V213H79ZM90 214V213H89ZM117 214V213H116ZM132 214V213H131ZM166 214V213H165ZM168 214V213H167ZM213 214V213H212ZM61 215V214H60ZM88 215V214H87ZM92 215V214H91ZM125 215V214H124ZM140 215V214H139ZM149 215V213H148ZM159 215V214H158ZM157 215V216H158ZM181 215V214H180ZM201 215V214H200ZM232 215V214H231ZM230 215V216H231ZM78 216V215H77ZM80 216V215H79ZM94 216V215H93ZM164 216V215H163ZM162 216V217H163ZM172 216V215H171ZM184 216V215H183ZM188 216V214L186 215ZM248 216L247 219H245ZM51 217V218H50ZM62 217V216H61ZM65 217V216H64ZM76 217V215H75ZM128 217V216H127ZM130 217V216H129ZM138 217V216H137ZM142 217V216H141ZM139 217V218H141ZM153 217V216H152ZM173 217V216H172ZM176 217V216H175ZM190 217V215L188 216ZM194 217V216H193ZM42 218V217H41ZM94 219V217H92ZM135 218V217H134ZM159 218V217H158ZM161 218V217H160ZM181 218V217H178ZM191 218V217H190ZM76 219V218H75ZM81 219V218H80ZM129 219V218H127ZM169 219V218H168ZM195 219V218H194ZM54 220V219H53ZM73 220V219H72ZM179 220V219H178ZM249 220H251V223H249ZM62 221V220H60ZM65 221V220H63ZM62 221V222H63ZM75 221V220H74ZM73 221V222H74ZM84 221V220H83ZM117 221V220H116ZM132 221V220H131ZM153 221V220H152ZM167 221V220H166ZM176 221V220H175ZM184 221V220H183ZM194 221V220H193ZM207 221V220H206ZM205 221V222H206ZM44 222V221H43ZM130 223V221H128ZM127 222V223H128ZM52 223V222H51ZM64 223V222H63ZM80 223V222H79ZM142 223V221H141ZM162 223V222H161ZM196 223V221L194 222ZM193 223V224H194ZM82 224V223H81ZM103 224V223H102ZM116 224V223H115ZM144 224V223H143ZM163 224V223H162ZM202 224V223H201ZM206 224V223H205ZM225 224V223H224ZM55 225V224H54ZM114 225V224H113ZM119 225V224H118ZM117 225V226H118ZM159 225V224H157ZM196 225V224H195ZM231 225V226H230ZM243 225V226H241ZM116 226V225H114ZM143 226V225H142ZM149 226V225H148ZM155 226V225H154ZM162 226V225H161ZM189 226V225H188ZM194 226V225H193ZM203 226V225H202ZM57 227V226H55ZM60 227V226H59ZM113 227V226H112ZM121 227V226H120ZM135 227V226H134ZM156 227V226H155ZM168 227V226H167ZM178 227V226H177ZM201 227V226H200ZM66 228V227H65ZM64 228V229H65ZM90 228V227H89ZM115 228V227H113ZM117 228V227H116ZM160 228V227H159ZM162 228V227H161ZM193 228V227H192ZM199 228V227H198ZM63 229V228H61ZM120 229V228H119ZM131 229V228H130ZM151 229V227H150ZM183 229V228H182ZM196 229V228H195ZM194 229V230H195ZM248 232H244L245 230ZM58 230V229H57ZM72 230V228H71ZM89 230V229H88ZM122 230V227H121ZM168 230V229H167ZM200 230H202L200 228ZM231 230L234 231V234H232ZM154 231V229H153ZM198 231V230H197ZM65 232V231H64ZM93 232V231H92ZM114 232V231H113ZM178 232V231H177ZM190 232H192L190 230ZM195 232V231H194ZM63 233V232H62ZM88 233V232H87ZM116 233V232H115ZM126 233V232H125ZM152 233V232H150ZM158 233V232H157ZM45 234V235H46ZM103 234V233H102ZM122 232L120 233L121 236ZM148 234V233H147ZM155 234V233H153ZM152 234V235H153ZM160 234V233H159ZM114 235V234H113ZM170 235V233H169ZM177 236V234H175ZM18 236V239L16 240V244L13 246V253H12V260L16 263V264H74V261H77L78 258L77 257H66L62 258V257H58L56 256L57 259H49L50 256V251H47L46 249H44L43 254L41 256V258H39V260H35L32 259L35 257V255L37 256L35 251L37 250V248L40 249L39 246L37 247L35 250L32 249L33 245L36 244V240H33V238L35 237V234L31 231V235H29L28 233L25 234H21L20 236ZM105 236V235H104ZM103 236V238H104ZM164 236V235H161ZM173 236V234H172ZM174 236V238L176 237ZM73 237V236H72ZM135 236L133 235V238ZM142 237V236H141ZM144 237V236H143ZM191 237V236H189ZM197 237V236H196ZM122 238V237H121ZM154 238V237H153ZM152 238V239H153ZM164 238V237H163ZM168 238V237H167ZM187 238V236L185 237V239ZM193 238V237H192ZM106 239V238H104ZM136 239V238H134ZM133 239V240H134ZM144 239V238H143ZM155 239V238H154ZM190 239V238H189ZM122 240V239H121ZM132 240V239H131ZM132 240V242H133ZM141 240V239H140ZM54 241V240H53ZM123 241V240H122ZM144 241V240H143ZM174 241V240H173ZM131 242V241H130ZM134 242H136L134 240ZM139 242V241H138ZM154 242V241H153ZM157 242V241H156ZM145 243V242H144ZM143 243V244H144ZM163 243V242H161ZM68 244V247H67ZM125 244V243H124ZM132 244V243H129ZM138 244V243H137ZM142 244V243H141ZM154 244V243H152ZM96 245L94 248H97V246H108V256L107 257H101L99 256L96 252L91 251V255L88 254L87 249H91V246ZM148 245V244H147ZM157 245H159L157 243ZM156 245V246H157ZM161 245V244H160ZM130 246V245H129ZM128 246V248H129ZM133 246V245H132ZM151 246V245H150ZM163 246V245H162ZM75 247H78L77 249H75ZM86 247V248H85ZM127 247V246H126ZM134 247V246H133ZM132 247V248H133ZM138 247V246H137ZM137 247H134L135 249ZM145 247V246H144ZM148 247V246H147ZM161 246H158L157 248H160ZM143 248V247H142ZM155 248V246H154ZM32 249V250H31ZM103 249V248H102ZM156 249V248H155ZM105 250V249H104ZM147 250V249H145ZM144 250V251H145ZM31 251L33 252V255L30 253V256L28 254V252ZM90 251V250H88ZM41 252V251H40ZM141 252V251H140ZM143 252V250H142ZM146 252V251H145ZM144 252V253H145ZM57 253V251H56ZM163 253V252H162ZM45 255V256H44ZM101 255V254H100ZM64 257V256H63ZM36 258V257H35ZM133 259V260H132ZM51 260H53V262H51ZM108 261V263H107Z\"/></svg>",
    "mask_w": 264,
    "mask_h": 264
},
{
    "label": "snow or ice",
    "instance_id": "6c2138e0",
    "mask_svg": "<svg viewBox=\"0 0 264 264\" xmlns=\"http://www.w3.org/2000/svg\"><path fill=\"white\" fill-rule=\"evenodd\" d=\"M40 2L49 6H66L68 0ZM101 3L142 25L146 31L199 44H219L241 37L264 38V0H101ZM0 43L37 65L46 63L38 42L23 23L19 0H0ZM132 66V63L123 67L112 65L107 70L109 81L125 93L135 92L140 87L134 77L129 79L125 73V68ZM157 131L155 124L146 123L141 136L154 138ZM115 145H123V142L114 141L112 145L105 142L109 163L113 167L100 166L109 185L119 179L116 168L125 165L136 167L141 157L152 154L146 151L150 145L141 141L128 145V148L138 152L135 157L127 149L121 155ZM155 151L162 161L171 159L159 148ZM103 191L107 194L108 188ZM40 239L61 256L78 255L75 251L60 248L46 237ZM162 264H237V261L228 242L210 239L199 243L182 258L167 259Z\"/></svg>",
    "mask_w": 264,
    "mask_h": 264
}]
</instances>
